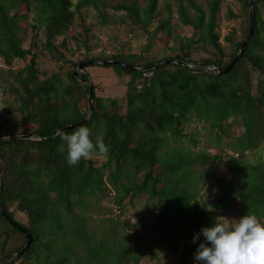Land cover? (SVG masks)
Here are the masks:
<instances>
[{
	"label": "trees",
	"instance_id": "obj_1",
	"mask_svg": "<svg viewBox=\"0 0 264 264\" xmlns=\"http://www.w3.org/2000/svg\"><path fill=\"white\" fill-rule=\"evenodd\" d=\"M113 1L0 0V58L9 68L7 74L17 82L16 87L9 85L8 90L15 93L14 99L18 103L17 114L1 123L4 129L2 136L22 134V125H32L34 128L30 133L48 138L59 128L84 119L86 110L79 105L86 102L88 85L81 84L73 70L67 73L66 82L58 73H41L36 55L23 44L29 30L34 32L32 38L42 30L45 47L54 56L57 51L55 39L64 35L80 16L81 10L88 7L97 12L103 24L109 23L105 13L107 7L123 10L132 24H140L144 32L150 33L159 0H144L142 7L138 0ZM172 1L179 21L196 34V38L187 37L176 47L182 51L181 54L142 63L140 54L118 52L109 56H85L73 64L76 67L88 60H111L113 62L107 66L117 76L128 77L123 99L94 94L89 120L64 132L70 134L79 127H88L93 138H103L109 147L107 155L94 153L77 165L69 166L66 153L57 150L62 143L59 135L54 139H16L0 143L1 210L13 221L14 211L24 214L25 223H17L33 238L31 246L19 260L33 254L34 264L76 263L79 261L77 250L81 246L89 253L87 264H97V259L105 260L106 254L95 252L105 244V240H95L86 231L85 218L76 213V207L83 206L91 196L109 192L110 187L115 192L114 202L119 211H114L110 221L118 223L124 200H127L126 204H132L136 196L145 194L149 201L158 203V227L165 235H173L177 240L210 224L220 211L231 207L235 201L239 202L240 216L253 213L264 221V39L258 27L259 4L264 5V0H253L252 37L242 57L228 73L208 74L176 63H165L147 71L130 69L127 65L149 66L166 59L223 69L232 61L237 51L225 53L215 31L221 0H204V5L197 0ZM243 2L248 10L249 0ZM21 7L25 12L20 13ZM165 8L167 16L154 27L153 34L159 30L171 34V4L166 2ZM28 13H33L31 22L27 20ZM248 30L249 25L246 32ZM84 31L87 33L88 28ZM241 42H238V48ZM193 44L209 50L212 57L194 59L191 56ZM26 58L28 63L23 68L11 69L15 60ZM251 68L257 78L253 75L251 78ZM80 76L88 81L86 72ZM231 119L239 120L244 131L226 140L225 145L238 151L241 157L246 151L256 154L252 153V160L228 154L224 163L230 179L216 188L214 174L218 166L211 167L209 191L215 202L209 203L199 196L201 176L195 169L196 164L209 160V154L190 150L188 144L195 147L197 141L191 137L189 143L184 144L182 130L191 121L202 122L210 127L220 142V135H229ZM220 153L225 154L226 151L221 149ZM96 157H103L104 162L98 165ZM219 157L211 156V163ZM11 206L15 209L10 210ZM0 222L4 227L0 233L4 237L0 246L1 261L19 250L27 238L2 214ZM11 233L20 234L24 243L5 252ZM125 236L115 262L138 264L136 236ZM202 240L203 236L196 241L194 252ZM171 245L174 246L173 243ZM194 252L189 257L191 264Z\"/></svg>",
	"mask_w": 264,
	"mask_h": 264
},
{
	"label": "rangeland",
	"instance_id": "obj_2",
	"mask_svg": "<svg viewBox=\"0 0 264 264\" xmlns=\"http://www.w3.org/2000/svg\"><path fill=\"white\" fill-rule=\"evenodd\" d=\"M243 1L221 0L215 31L219 35V42L225 53H229L231 50L237 51L238 42L243 41L248 33L246 30L249 25V10H246ZM113 2H117V0ZM138 2L141 7L144 6V0H138ZM166 2L171 4L172 9L171 34L167 35L161 30L153 34L154 27L167 16ZM197 3L205 4L204 0H197ZM23 12H25V8L21 7L20 13ZM105 13L109 18L108 24L101 22L100 17L92 7L82 9L73 26L65 31L64 35L55 39L54 44L57 51L54 52V56L50 55L45 47L46 40L42 30H39L34 38H32L34 32L29 30L23 47L30 48L31 52L36 55L37 67L41 73L45 75L58 73L63 82H66L67 73L71 70L74 71L76 68L73 64L77 60L84 59L85 56H109L123 52L125 54H140L143 56L142 61L144 62L142 63H153L166 57L181 54L182 51H179L176 47L183 43L187 37L196 38L192 28L183 25L179 21L176 6L172 0H159L157 15L149 34L144 32L140 24H132V21L128 16H125L123 10H116L109 6L105 9ZM189 13H193L190 8ZM259 13L260 22L258 27L261 31V37L264 39V5L262 4H259ZM231 14L234 17H231ZM32 16L33 13H28V22H31ZM85 28H88L87 33L84 31ZM229 38L230 40H228ZM191 51V56L196 60L212 57L209 50L198 44H193ZM27 63L28 58L15 60L11 69L13 71L19 70ZM8 69L0 58V137L4 134L1 123L10 118L11 115H16V107L18 106L17 101L14 99L15 93L8 90L9 85L17 86V82L7 74ZM82 72L87 73L88 81L94 86L93 96L95 94L97 97L123 99L126 90L125 83L128 80L127 76L119 77L111 67L105 65L87 66L83 68ZM249 73L251 78L252 75L257 78V74L252 68L249 69ZM79 107L86 110V102L81 103ZM231 121V127L227 132L229 135H220V142L215 139L210 127L202 122L191 121L182 130L184 144H188L191 137L197 141L195 147L188 144L190 150H199L209 154V160L206 163L195 165V169L201 176L198 185L199 196L209 203L215 202L214 196L209 191L211 167L216 164L218 166L214 174L216 188L219 184L228 182L230 179L224 163L228 160L229 155L233 154L238 159L247 158L252 160V153L256 154V152L246 151L241 157L238 151L225 145L226 140H231L244 131L239 120L231 119ZM33 128L32 125H22L20 133L28 134ZM169 143H171V140ZM221 149L226 153L221 154ZM216 155L220 156L219 159H215L216 161L211 163V156ZM95 160L98 165L104 162L103 157H96ZM109 189V192L106 191L104 194L91 196L85 200L83 206L76 207V213L85 218L86 231L91 233L95 240H105V244L100 248H96L95 252L98 255L106 254V259H103V261L97 259V264H116V253L122 249L119 246L124 244L125 235L136 236L138 264H191L189 257L191 258L196 247V242L193 243L192 241L193 234L183 237L181 240H177L173 235H165L158 227V203L156 200L149 201L145 194L136 196L132 204H126L127 200H124L121 215L117 219L118 223L115 224L110 219L114 217V211L115 213L119 211L114 202L115 192L111 187ZM238 203V201H235L231 207L220 211L217 216L239 218ZM14 209V206L10 207V210ZM14 219L15 222L25 223L26 221L25 215L16 211H14ZM129 226H132V228H129ZM3 228L0 222V233ZM127 238L131 240V237ZM3 241V235H0V246ZM23 243L24 238L20 234L11 233L4 250L5 252L12 251ZM131 245L135 244L132 243ZM77 251L76 257L80 262L71 261L70 264H87L89 253H87L84 246L79 247ZM126 257L125 255L124 259ZM34 262V256L31 254L24 259L19 260L18 258L11 264H34ZM128 264L133 263L128 261Z\"/></svg>",
	"mask_w": 264,
	"mask_h": 264
},
{
	"label": "clouds",
	"instance_id": "obj_3",
	"mask_svg": "<svg viewBox=\"0 0 264 264\" xmlns=\"http://www.w3.org/2000/svg\"><path fill=\"white\" fill-rule=\"evenodd\" d=\"M58 135L62 143L57 150L66 153L69 166L94 153L109 152L103 138H93L88 127H79L70 134L60 130ZM201 236L203 240L194 252L193 264H264V221L256 214L247 212L239 218L215 216L210 224L193 234V243Z\"/></svg>",
	"mask_w": 264,
	"mask_h": 264
},
{
	"label": "water",
	"instance_id": "obj_4",
	"mask_svg": "<svg viewBox=\"0 0 264 264\" xmlns=\"http://www.w3.org/2000/svg\"><path fill=\"white\" fill-rule=\"evenodd\" d=\"M248 10H249V30H248V33H247L245 39L239 45V48H238L236 54L234 55L232 61L223 69L217 68L215 66H204V65H201L200 63H193V62L186 63L185 61H180V60H176V59H166V60L154 63V64L149 65V66L135 67V66L127 65V67H129L132 70H136V71H147V70H151L155 67L161 66L165 63H176V64H180V65H186L187 67H189L193 70L206 72L208 74H216V75L226 74L232 69V67L242 57V55H243V53L247 47V44L252 37L253 26H254L253 0H249ZM112 62L113 61H111V60H88V61L80 62L79 64H77L75 70L73 71V75L75 76V78L78 81H80L81 84H86L89 87L88 95H87V99H86V105H87L86 115L82 121L77 122V123H73V124H69V125H65V126L59 128L53 136L48 137V138H41L36 133L13 134V135H7V136L0 137V143L4 142V141L16 140V139H38V140L39 139H54L58 135L60 130H63V132H66L69 129H72V128H75V127H78L80 125L85 124L89 120V118L91 117L92 112H93V86L89 81L83 80L80 76V73L83 71L84 67L91 66V65H105V66H107V65H110ZM0 166H1V159H0ZM0 187H1V178H0ZM0 214H2L4 216V218L13 227H15L17 230L21 231L27 238V242L19 250L15 251L14 253L10 254L9 256L5 257L4 259H2L0 261V264H11L12 262H14L18 258H20V256L31 246V244L33 242V238L28 231H26L25 229H23L21 227L20 224H18L17 222L10 219L7 215H5L3 213V211L1 210V207H0Z\"/></svg>",
	"mask_w": 264,
	"mask_h": 264
}]
</instances>
